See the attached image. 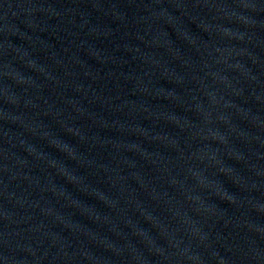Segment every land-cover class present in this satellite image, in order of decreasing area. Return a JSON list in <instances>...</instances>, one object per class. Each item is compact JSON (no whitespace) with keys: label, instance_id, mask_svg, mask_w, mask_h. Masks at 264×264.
<instances>
[{"label":"water","instance_id":"95a60500","mask_svg":"<svg viewBox=\"0 0 264 264\" xmlns=\"http://www.w3.org/2000/svg\"><path fill=\"white\" fill-rule=\"evenodd\" d=\"M0 264H264V0H0Z\"/></svg>","mask_w":264,"mask_h":264}]
</instances>
